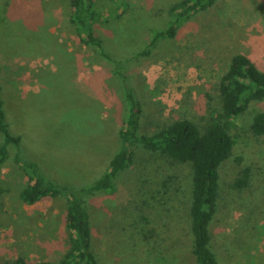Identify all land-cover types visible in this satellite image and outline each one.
Here are the masks:
<instances>
[{
    "label": "rangeland",
    "instance_id": "1",
    "mask_svg": "<svg viewBox=\"0 0 264 264\" xmlns=\"http://www.w3.org/2000/svg\"><path fill=\"white\" fill-rule=\"evenodd\" d=\"M95 1L109 21L95 23V30L116 65L79 41L68 16L70 0H0V98L10 132L20 138L9 144L0 167V258L42 253L18 242L28 246L27 238L42 229L38 216L27 224L30 217L20 214L35 207L20 198L29 175L17 153L50 180L79 189L98 179L119 149L125 85L143 104L141 132L180 116L203 127L221 109L218 84L234 54H247L264 68V0H217L183 20L177 35L161 38L147 56L137 52L155 30L169 26L168 9L181 0ZM116 69L128 75L126 81ZM36 79L39 93L14 95L16 84ZM260 110L264 103L255 100L239 117L235 146L219 169L218 207L209 228L215 254L224 237L230 259L224 264H264V135L251 128ZM134 149L135 162L116 177L114 192L85 197L99 264L194 263L191 164L140 145ZM247 166L256 172L255 183L237 189L234 181ZM42 204L65 207L63 198Z\"/></svg>",
    "mask_w": 264,
    "mask_h": 264
},
{
    "label": "trees",
    "instance_id": "2",
    "mask_svg": "<svg viewBox=\"0 0 264 264\" xmlns=\"http://www.w3.org/2000/svg\"><path fill=\"white\" fill-rule=\"evenodd\" d=\"M216 1L181 0L171 5L168 9L171 19L169 26L155 30L146 47L137 52V55H149L161 38H173L177 35L178 26L183 20L213 6ZM69 4L68 16L76 28L79 41L93 47L110 63H119L106 52L103 40L95 30V23L109 22L107 18H103L105 15L95 8L96 1L70 0ZM115 73L124 81L127 80L128 75L125 72L116 69ZM218 87L221 109L216 110V115L203 127L188 116H180L163 123L153 131L141 132L143 104L135 97L133 90L125 85L127 114L119 129V149L110 159L107 170L92 184L79 189L50 180L39 172L36 164L22 159L20 153H17L16 162L29 175L27 184L20 191V198L24 203L34 204L48 198L66 200L67 250L58 261H43L38 264H99L92 250L90 214L85 197L99 191L114 192L117 188L116 177L135 162L134 147L139 145L173 162L191 164L190 252L198 264H219L215 251L210 246L212 236L209 228L218 207L219 169L230 157L235 146L236 129L241 124L239 117L252 101L264 103V68L259 67L247 54H234L220 78ZM251 128L256 135H264V110L255 113ZM0 131L4 134V142L0 144V167H3L9 156V144L18 145L20 138L9 130L1 98ZM256 176V172L247 166L234 181V186L241 190L251 188ZM149 233L153 236L152 231ZM5 264L28 262L24 256L19 255Z\"/></svg>",
    "mask_w": 264,
    "mask_h": 264
},
{
    "label": "crops",
    "instance_id": "3",
    "mask_svg": "<svg viewBox=\"0 0 264 264\" xmlns=\"http://www.w3.org/2000/svg\"><path fill=\"white\" fill-rule=\"evenodd\" d=\"M54 69V68H53ZM53 71V70H51ZM44 77V72L41 73V76H38V78ZM41 83L37 81V79L34 81V83H22V84H16L15 85V96H27L29 93H39V91L42 89ZM50 200H56L60 198H48ZM64 199V198H63ZM44 200L38 201L34 204H29L30 206L35 207L34 209L26 208L23 212H20V214L23 217H30L27 224L32 222V218L35 216H38L40 219L34 222H36L37 227L41 228L42 231L39 233H36L35 235H30L27 239L30 241L28 246L23 245V240L19 239L18 242H21V245L24 247V249H40L42 250V253L38 254L35 252L32 253H25L26 259L28 262L33 264H38L43 261H58L59 258L63 256V254L67 250V232H66V213L63 211L66 210V200L65 207L62 210L57 209L56 207H45L43 203ZM25 205H28L25 203ZM39 205H41L42 208H36ZM57 214V215H56ZM55 217H61L59 220H55L53 218ZM45 219V220H43ZM50 225V229L48 226ZM53 232V237L50 238V234ZM211 232V231H210ZM223 232L229 233V227H225V230ZM49 233V234H48ZM47 234V235H46ZM224 237L221 238L220 245L222 244V248L219 251H216L221 259L222 263H228L230 262L229 256L227 255V248L225 247V244H223ZM33 241V242H32ZM60 241L62 242L61 248L57 245L59 248H52L55 245V243L59 244ZM31 245V246H30ZM30 246V247H29ZM49 251V252H48ZM56 252H59V257L57 259H51V255L55 254ZM189 255L193 257V254L189 252ZM17 257V256H16ZM9 260V257L0 258V264H5ZM218 260V259H217ZM192 264H196L195 258H193ZM219 263V261H218ZM224 264V263H223Z\"/></svg>",
    "mask_w": 264,
    "mask_h": 264
}]
</instances>
